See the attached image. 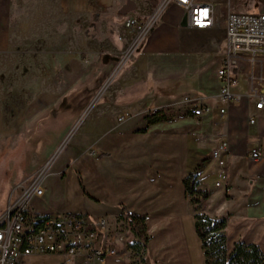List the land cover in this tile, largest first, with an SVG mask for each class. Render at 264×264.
I'll return each instance as SVG.
<instances>
[{
  "label": "crops",
  "instance_id": "1",
  "mask_svg": "<svg viewBox=\"0 0 264 264\" xmlns=\"http://www.w3.org/2000/svg\"><path fill=\"white\" fill-rule=\"evenodd\" d=\"M123 8V13L141 19L147 16L135 0H119L116 18L123 17ZM213 29L191 28L174 4L164 10L143 47L124 65L113 87L77 130L61 166L45 176L42 194L32 196L40 207L103 215L109 224L120 220L126 227L120 218L122 204L130 213L145 216L144 264H192L185 226L188 220L194 226V211L183 179L193 173L199 188L210 191L203 211L210 217L227 216L228 243L240 240L264 251V109H257L255 100L246 96L245 76L233 88L239 98L232 102L219 96L217 74L212 78L205 73H185L181 75L184 84L176 80L173 57L182 47L180 32L208 35ZM224 40L223 31L225 46ZM224 55L225 49L219 62ZM204 63L199 61V66ZM2 95L10 97V113L15 114L10 121L16 123L19 95ZM187 96L201 98L207 111L195 116L186 106H178L175 117L166 115L152 123L146 117L148 109L164 108L166 112ZM25 111L33 114L34 110L26 104ZM4 125L0 123V134L9 127ZM221 142L227 144V180L216 186L217 163L210 154ZM253 148L260 152L257 160L249 156ZM125 259L123 255L106 256L101 264H142Z\"/></svg>",
  "mask_w": 264,
  "mask_h": 264
},
{
  "label": "rangeland",
  "instance_id": "2",
  "mask_svg": "<svg viewBox=\"0 0 264 264\" xmlns=\"http://www.w3.org/2000/svg\"><path fill=\"white\" fill-rule=\"evenodd\" d=\"M135 1L147 16L159 2ZM252 1L231 0V10L264 12V0ZM118 2L0 0V123L9 124L0 134V215L7 208L13 187L34 176L46 160H53L48 174L57 171L93 106L105 98L121 69L143 47L144 42L130 50L125 19L114 16ZM171 5L166 7L167 11ZM223 31L214 28L208 35L180 32L182 47L173 57L178 84H184L181 75L185 73L216 76L221 67L219 54L225 49ZM204 50L209 52L203 54ZM202 60L206 63L199 66ZM258 74L257 88L264 81V69ZM260 88L264 94V84ZM15 93L19 95V107L13 123L10 97L2 94ZM26 104L33 107V114L25 111ZM178 106L186 105L182 102L171 106L165 114L175 117ZM37 202L31 197V211L42 215L53 212ZM109 228L124 238L116 245L117 255H123L127 262L138 260L128 249L131 235L127 227L120 220H112ZM185 228L192 264H202L199 240L190 220ZM60 262L61 258L55 256H29L21 264Z\"/></svg>",
  "mask_w": 264,
  "mask_h": 264
},
{
  "label": "built area",
  "instance_id": "3",
  "mask_svg": "<svg viewBox=\"0 0 264 264\" xmlns=\"http://www.w3.org/2000/svg\"><path fill=\"white\" fill-rule=\"evenodd\" d=\"M170 4L181 8L184 21L195 30H224L225 55L217 71L219 96L227 102L237 100L239 94L233 88L243 75L247 81L246 96L255 100L257 109H264V94L259 93L256 84L259 71L264 69V12L231 10V0H159L144 19L123 13V8L130 50L143 42ZM183 104L195 116L207 111L198 97L187 96ZM249 121L252 123L253 119ZM226 150V142H221L210 154L217 163L216 186L227 180ZM249 156L257 160L260 152L253 148ZM52 162L46 161L34 176L13 187L7 208L0 215V264H21L29 256L59 257V264H101L106 256L117 255L116 245L124 238L111 232L105 216L85 212L42 215L29 209L31 197L42 194V182Z\"/></svg>",
  "mask_w": 264,
  "mask_h": 264
},
{
  "label": "trees",
  "instance_id": "4",
  "mask_svg": "<svg viewBox=\"0 0 264 264\" xmlns=\"http://www.w3.org/2000/svg\"><path fill=\"white\" fill-rule=\"evenodd\" d=\"M164 108L155 112H147L149 122L165 119ZM80 185L84 190L81 179ZM185 193L189 197L194 211V229L200 242L203 255V264H264V251L253 243L234 241L228 243L226 224L227 216L210 217L203 211V204L210 196V191L199 188V180L196 174L190 173L183 179ZM85 192V190H84ZM120 218L126 223L129 235L128 249L133 251L144 264V252L148 236L145 233V216L132 214L124 205Z\"/></svg>",
  "mask_w": 264,
  "mask_h": 264
},
{
  "label": "bare ground",
  "instance_id": "5",
  "mask_svg": "<svg viewBox=\"0 0 264 264\" xmlns=\"http://www.w3.org/2000/svg\"><path fill=\"white\" fill-rule=\"evenodd\" d=\"M128 50V49H127ZM122 258V256H120Z\"/></svg>",
  "mask_w": 264,
  "mask_h": 264
}]
</instances>
